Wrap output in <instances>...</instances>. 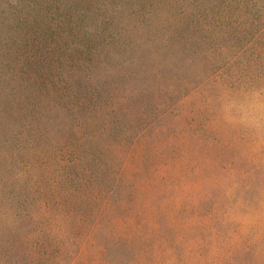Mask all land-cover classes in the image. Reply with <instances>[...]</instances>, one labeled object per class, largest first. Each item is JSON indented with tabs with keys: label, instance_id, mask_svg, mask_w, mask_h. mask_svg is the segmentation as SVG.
Returning <instances> with one entry per match:
<instances>
[{
	"label": "rangeland",
	"instance_id": "374dc122",
	"mask_svg": "<svg viewBox=\"0 0 264 264\" xmlns=\"http://www.w3.org/2000/svg\"><path fill=\"white\" fill-rule=\"evenodd\" d=\"M244 1L0 0V264H264V140L218 104L224 88L264 89V0ZM52 81L110 112V178H127V198L90 210L83 255L76 227L4 216L22 115L60 137L85 108L67 112Z\"/></svg>",
	"mask_w": 264,
	"mask_h": 264
},
{
	"label": "trees",
	"instance_id": "16d2710c",
	"mask_svg": "<svg viewBox=\"0 0 264 264\" xmlns=\"http://www.w3.org/2000/svg\"><path fill=\"white\" fill-rule=\"evenodd\" d=\"M262 28L264 31V25ZM262 43L264 45V40ZM52 82L51 93L60 89L72 95L69 101L73 107L67 112L78 104V99L85 100L82 103L85 108L81 113L74 108L77 113L75 121L71 120L72 125L66 127L60 137H55L50 131L52 119L46 117L45 113L22 115L20 123L25 130L21 134L20 145L15 149L23 156L19 161L20 189L5 192L8 197L4 216L9 215L8 212L12 210L17 220H28L35 226L49 224L64 233L76 227L77 231L70 230L74 239L68 241L69 244L78 246L76 255H83L78 240L82 236V229H86L93 218L90 210L98 201L106 204V207L111 201L114 204L122 201L126 193L124 186L127 178L121 168L119 175L110 178L115 165L108 157L115 144L111 141L104 143L105 139L116 138L113 135V121L108 120L112 117L110 112H106V108L93 94H88L85 98L80 89L67 82L65 87ZM57 104L56 108L62 105L60 102ZM38 109V105L34 104L27 111L34 112L33 110ZM37 123H40V127L35 125ZM43 124H47V127ZM117 125L115 122L114 126L119 128L120 124ZM111 127L112 133L108 132ZM25 175L28 178L24 179ZM127 196L128 193L126 198ZM38 230L42 231L40 228ZM73 264H78V259Z\"/></svg>",
	"mask_w": 264,
	"mask_h": 264
},
{
	"label": "clouds",
	"instance_id": "9594fccd",
	"mask_svg": "<svg viewBox=\"0 0 264 264\" xmlns=\"http://www.w3.org/2000/svg\"><path fill=\"white\" fill-rule=\"evenodd\" d=\"M220 118L227 124L243 127L258 140H264V89L233 91L222 89L219 97Z\"/></svg>",
	"mask_w": 264,
	"mask_h": 264
}]
</instances>
